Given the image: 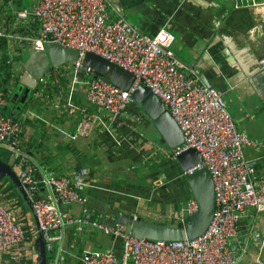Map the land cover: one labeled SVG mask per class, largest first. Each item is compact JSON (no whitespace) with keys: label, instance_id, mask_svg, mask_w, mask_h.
I'll use <instances>...</instances> for the list:
<instances>
[{"label":"crops","instance_id":"crops-1","mask_svg":"<svg viewBox=\"0 0 264 264\" xmlns=\"http://www.w3.org/2000/svg\"><path fill=\"white\" fill-rule=\"evenodd\" d=\"M34 1L0 0V30L37 36L38 20L16 17L17 9ZM106 1L112 19L122 17L147 34L161 27L174 34L172 48L185 71L195 70L202 82L204 78L219 90L237 126L249 138L261 141L258 149L245 146V153L255 164V179L264 178V131H249L255 120L264 127V71L258 65V58L264 55V15L243 2L236 6L234 0ZM1 37L10 64L20 70L31 45ZM1 64L0 57V68ZM44 76L54 81L63 76L65 81L59 87L38 82L34 87L38 88L30 91L27 106L10 113L23 117L20 141L36 164L35 179L40 181L49 167L56 174L66 175L83 167L86 184L82 192L87 200L61 203L63 210L97 222L104 221L114 208L136 216L173 221L166 219L168 212L183 205L192 197L191 192L172 149L153 139L152 133L148 135L147 129L157 131L144 110L133 100L111 119L108 111L98 110L87 100L81 85H71L76 76L74 66L64 72L57 66L55 73L46 72ZM18 87L12 91L13 98L20 95L23 103L24 88ZM47 88H53L52 93ZM27 109L31 110L28 114ZM86 112L99 114L105 123L96 120L86 136H68L66 132L72 133ZM35 113L39 119L34 117ZM107 124L112 134L107 131ZM146 160L157 161V166H149ZM11 181L10 176L0 179V199L15 194L19 200L17 213L27 226L30 223L35 227L30 202L17 184L12 181L11 186ZM47 194H53L52 190L41 186L40 195ZM254 231L264 236V212L247 209L239 220L238 234L231 240L234 264H264V243L260 245L252 238ZM60 232V238L51 244L53 250H48L49 259L56 258L57 264H83L81 256L86 249H112L117 255L121 249L119 236L90 222L80 227L66 224ZM28 235L36 238L38 231Z\"/></svg>","mask_w":264,"mask_h":264},{"label":"built area","instance_id":"built-area-1","mask_svg":"<svg viewBox=\"0 0 264 264\" xmlns=\"http://www.w3.org/2000/svg\"><path fill=\"white\" fill-rule=\"evenodd\" d=\"M234 2L236 6L243 2L264 15V0ZM16 17L38 20L37 36L2 30L0 36L27 42L31 48L44 49L45 43L52 41L75 49L78 56L74 71L85 54L93 52L134 75L129 89L100 77H74L71 85H81L87 100L98 110L108 111L111 119L134 100L132 90L138 83L145 84L157 95L183 134L182 143L172 148V155L175 157L190 147L198 151L200 161L183 173L203 167L208 169L215 207L205 231L191 240L138 238L124 231L121 225L107 227L101 221L63 210L61 203L87 200L82 192L86 184L85 168L79 167L70 175L47 169L39 185L34 176L35 163L20 148L23 117L3 111L8 98L0 88V148L7 149L14 159L13 164L19 168L18 178L31 201L36 224L33 227L28 223L27 226L22 221L17 213L19 200L15 194L0 199V264H39L36 238H30L29 232L33 235L34 231H40L49 249L60 238V230L66 224L80 227L87 222L119 236L121 249L118 255L112 249H86L81 256L83 264H234L231 240L238 234L242 214L247 209L264 212V178L255 179V164L245 153V146L258 149L261 141L249 138L237 126L219 90L203 83L195 70L185 71L172 48L174 34L165 27L147 34L122 17L112 19L106 0H35L17 9ZM258 65L264 71V55L258 58ZM87 70L92 72L91 68ZM49 72L55 73L56 69ZM82 110L86 111L84 107ZM29 112L31 110L25 111ZM96 120L105 123L99 114L86 112L74 131L66 133L71 137L86 136L93 130ZM106 129L112 134L109 124ZM41 186L49 187L53 194L40 195ZM197 209V200L190 197L179 208L168 212V219L179 221ZM252 238L260 245L264 243V236L259 232L254 231ZM46 264H57V259H50Z\"/></svg>","mask_w":264,"mask_h":264},{"label":"water","instance_id":"water-1","mask_svg":"<svg viewBox=\"0 0 264 264\" xmlns=\"http://www.w3.org/2000/svg\"><path fill=\"white\" fill-rule=\"evenodd\" d=\"M77 56V50L63 47L52 41H47L44 49L30 48L21 64L18 90L24 88V95L27 96L47 71L64 63L74 65ZM76 67L75 75L80 78L100 77L105 81L115 83L122 89H129L135 80L131 72L93 52H87ZM87 68H91L92 72H89ZM203 82L210 86V83L204 78ZM132 97L135 103L149 116L159 135L160 142L171 149L182 143L183 134L179 126L157 95L151 92L145 84L138 83L132 90ZM4 112L10 114L11 110L4 108ZM174 158L182 171L200 161V155L193 147L178 153ZM13 161L12 157L7 162L0 159V177L10 176L11 180L17 184L23 197L31 204L19 181V168L13 165ZM183 176L189 186L191 196L198 202V209L193 214L179 221H163L136 216L134 213L114 208L101 222L107 227H113L115 224L121 225L124 231L130 232L138 238L166 240L195 238L205 231L213 215L215 207L213 183L206 167L190 173H183ZM35 248L38 252L39 264H46V249L40 231L35 239ZM50 250H53V246L50 247Z\"/></svg>","mask_w":264,"mask_h":264},{"label":"trees","instance_id":"trees-1","mask_svg":"<svg viewBox=\"0 0 264 264\" xmlns=\"http://www.w3.org/2000/svg\"><path fill=\"white\" fill-rule=\"evenodd\" d=\"M2 38L3 37L0 36V39L2 40V42H0V57L2 60V64H1V68H0V88L4 91V93L6 94V96L8 98V103L5 107V109L6 110L9 109L11 111L18 112L27 106V103H29L28 100H30L31 98H30V95L28 94L26 96L25 101H23V103L20 101L21 100L20 95H18L17 98H15V99L13 98L12 87H14L15 85L18 86L20 84L18 81V74H17L20 72V70H19V68L17 69V67L13 66V63L10 64V62H12V61L8 60V55L6 54L5 45L3 44L4 39H2ZM14 59H15V57H14ZM3 64H4V66H3ZM54 69H56V67ZM19 75H20V73H19ZM45 77L46 76H44L43 80L39 81V85L42 84L43 82H47L49 84H52L53 87L54 86L59 87L60 84H63L65 81V77H63V76H59L58 80H56V81H54V79H52L50 76L47 79H45ZM36 88H38V86ZM36 88H33V89H36ZM47 89L49 90L50 93H52L53 88H47ZM17 107H19V108H17ZM3 111H4V109H3ZM7 114H9V113H7ZM34 117L38 118V115L35 113ZM20 148L25 152H27L26 150H28V149H26V150L23 149V147L21 145V141H20ZM8 158H9V152L6 150H0V159L6 161V160H8ZM146 161H148V165L153 167V168H155L157 166V163H158L155 160L154 161L146 160ZM35 166H36V164H35ZM35 169H36V167H35ZM47 169L52 170V168H50V167ZM5 177L6 176H2V177H0V179H3ZM37 182L39 185H41V182H39V180H37ZM11 186H14V183L12 181H11ZM12 193H14V192H12ZM22 221H23V219H22ZM46 257H47V260L50 258V254H48V251L46 253Z\"/></svg>","mask_w":264,"mask_h":264},{"label":"rangeland","instance_id":"rangeland-1","mask_svg":"<svg viewBox=\"0 0 264 264\" xmlns=\"http://www.w3.org/2000/svg\"><path fill=\"white\" fill-rule=\"evenodd\" d=\"M11 48V47H10ZM28 51V50H27ZM58 68L62 71V72H64V71H68V70H72V68H73V64H68V63H64V64H61V65H59L58 66ZM16 89H17V86L15 85L14 87H12V91L14 92V91H16ZM31 94V92H29V95ZM107 112V111H106ZM240 126H242L241 124H240ZM260 128V130H263L264 131V127H261V125L259 124V120H255L254 122H252V124H251V127H250V130L249 131H252V130H257V129H259ZM147 132H148V135H149V133H152V135H154V137H153V139H157L158 140V142H160L159 141V135L157 134V133H155V131H148V129H147ZM260 141V140H259ZM167 215V214H166ZM166 219H168L167 217H166ZM49 254V253H48Z\"/></svg>","mask_w":264,"mask_h":264},{"label":"clouds","instance_id":"clouds-1","mask_svg":"<svg viewBox=\"0 0 264 264\" xmlns=\"http://www.w3.org/2000/svg\"><path fill=\"white\" fill-rule=\"evenodd\" d=\"M45 249H46V253H47L48 250H50V248L47 249L46 247H45ZM46 258H47V257H46ZM49 260H50V259H48V260L46 259V263H47Z\"/></svg>","mask_w":264,"mask_h":264}]
</instances>
